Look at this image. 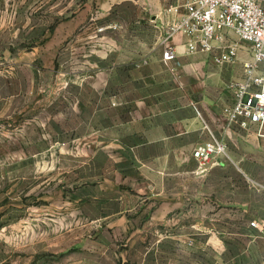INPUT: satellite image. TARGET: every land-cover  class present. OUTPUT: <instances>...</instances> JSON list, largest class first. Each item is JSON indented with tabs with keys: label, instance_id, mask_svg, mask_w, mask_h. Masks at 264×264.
I'll return each instance as SVG.
<instances>
[{
	"label": "rangeland",
	"instance_id": "obj_1",
	"mask_svg": "<svg viewBox=\"0 0 264 264\" xmlns=\"http://www.w3.org/2000/svg\"><path fill=\"white\" fill-rule=\"evenodd\" d=\"M184 1L0 0V264H264L251 211L221 213L216 181L204 209L188 194L203 185L94 143L122 109L105 94L138 89L133 67L167 43L155 18ZM261 160L238 164L245 193L264 190Z\"/></svg>",
	"mask_w": 264,
	"mask_h": 264
},
{
	"label": "crops",
	"instance_id": "obj_2",
	"mask_svg": "<svg viewBox=\"0 0 264 264\" xmlns=\"http://www.w3.org/2000/svg\"><path fill=\"white\" fill-rule=\"evenodd\" d=\"M164 16L155 18L160 22L159 28ZM185 39L181 34L169 39L178 51L174 61L166 62L162 55L154 52L146 62L133 67L129 83L138 89L105 94L115 104L122 101L118 103L122 109L115 122V132L112 133L111 124H108L105 128L107 137L102 140L98 137L94 143H123L142 163L148 164L150 159L156 158V172L164 178L175 173L203 185V188H191V192H187L201 196L204 209L210 210L213 203L208 184L216 181L220 188L215 196L221 213L228 207L238 210L243 206L244 211H251L258 220L259 228L253 230L251 243L264 261V251L257 247L264 241V200L258 198L264 196V190L251 189L245 193L243 170L238 166L241 162L262 161L264 143H243L245 137L254 141L259 138L255 128L252 127L256 137L254 134L245 136L244 129L226 125L223 113L232 103L233 92L228 85L236 78V63L218 65L209 53L189 54L185 50ZM240 57L245 60L248 55L241 51ZM241 70L239 68V72ZM211 132L225 138L228 151L226 156L220 157L218 164L202 171L192 152L198 143L210 139ZM230 181H234L233 189L228 188ZM172 192L179 197L186 193L181 188ZM232 259L235 264H240L238 257Z\"/></svg>",
	"mask_w": 264,
	"mask_h": 264
},
{
	"label": "built area",
	"instance_id": "obj_3",
	"mask_svg": "<svg viewBox=\"0 0 264 264\" xmlns=\"http://www.w3.org/2000/svg\"><path fill=\"white\" fill-rule=\"evenodd\" d=\"M160 28L166 31L164 61L178 56L169 39L175 34L186 37L187 53H209L216 64L236 63L244 51L242 77L229 83L232 103L224 110L226 125L255 128L264 137V0H186L166 9ZM228 142L211 132L210 139L193 148V157L202 171L226 156ZM251 225L259 227L256 219Z\"/></svg>",
	"mask_w": 264,
	"mask_h": 264
}]
</instances>
